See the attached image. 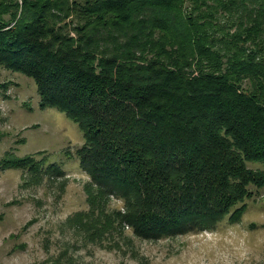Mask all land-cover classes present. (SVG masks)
Wrapping results in <instances>:
<instances>
[{"label": "trees", "instance_id": "1", "mask_svg": "<svg viewBox=\"0 0 264 264\" xmlns=\"http://www.w3.org/2000/svg\"><path fill=\"white\" fill-rule=\"evenodd\" d=\"M0 67L82 133L87 242L212 230L264 187V0H0Z\"/></svg>", "mask_w": 264, "mask_h": 264}, {"label": "rangeland", "instance_id": "2", "mask_svg": "<svg viewBox=\"0 0 264 264\" xmlns=\"http://www.w3.org/2000/svg\"><path fill=\"white\" fill-rule=\"evenodd\" d=\"M82 143L64 113L39 108L30 79L0 67V264H264V187L252 188L237 222L212 230L151 241L126 228L110 248L85 241L69 220L88 207V176L73 155ZM15 158L33 169L2 163ZM121 204L113 198L109 208Z\"/></svg>", "mask_w": 264, "mask_h": 264}]
</instances>
